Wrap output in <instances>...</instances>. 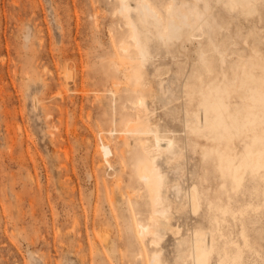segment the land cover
<instances>
[{
	"label": "rangeland",
	"instance_id": "rangeland-1",
	"mask_svg": "<svg viewBox=\"0 0 264 264\" xmlns=\"http://www.w3.org/2000/svg\"><path fill=\"white\" fill-rule=\"evenodd\" d=\"M114 1L0 0V264H152L140 255L144 246L132 217L137 205L131 209L118 190V181L122 186L130 182V168L121 170L119 133L106 130L122 126L121 110L137 111L130 102L121 108L127 92L116 101L105 75L117 32ZM215 8L233 22L232 32L225 30L221 38L231 36L230 41L238 27L247 32L256 26L264 34V18L249 20L228 15L220 5ZM153 44L156 55L147 69L151 86L159 88L157 69L176 68L177 58L159 48V42ZM171 83L177 90L176 81ZM147 104L155 108L153 119L161 131L176 135L175 148L184 147L181 118L172 113L176 102L158 94L155 100L148 97ZM102 141L112 144L113 166L101 159ZM170 155L165 151L158 163L168 184L163 191L175 202L184 198L189 183L201 182L204 165L209 171L205 184L216 185L212 165L191 146L185 172ZM94 210L109 229V243L101 240L100 228L93 232ZM248 221L264 254V216ZM193 223L208 224L204 210L195 215L188 208L175 211L173 224L182 231L169 230L162 242L167 264H181L179 256L187 248L181 241ZM145 248L150 253L148 240ZM254 257L247 264H264L261 256Z\"/></svg>",
	"mask_w": 264,
	"mask_h": 264
},
{
	"label": "bare ground",
	"instance_id": "bare-ground-1",
	"mask_svg": "<svg viewBox=\"0 0 264 264\" xmlns=\"http://www.w3.org/2000/svg\"><path fill=\"white\" fill-rule=\"evenodd\" d=\"M215 5L227 9L228 15L256 21L264 18V0L114 1L117 26L113 29L117 32L105 75L116 101L118 94L127 92L120 99L121 108L122 103L130 102L137 111L120 109L122 126L115 124L106 130L111 135L119 133L125 163L121 170L130 168L126 171L130 182L122 186L118 181V190L129 199L131 209L132 203L137 205L132 217L144 246L140 255L152 264H167L162 242L169 230L181 233V225H174L173 217L175 211L186 208L194 215L204 210L208 224L190 226L181 241L187 245L179 256L181 264H247L252 255L264 259L248 221L251 216H264V34L256 26L247 32L234 27L237 30L230 41L231 36L221 38L225 30L232 32L233 22ZM153 42L177 58L173 59L176 68L157 69L159 88L151 86L147 69L156 55ZM239 43L244 46L238 47ZM158 94L176 102L172 113L181 118L184 129L180 149L175 148L176 135L162 132L159 121L153 119L156 111L147 101ZM113 120H117L116 112ZM189 146L212 165L217 183L205 184L209 171L204 165L201 182L189 183L177 203L163 191L168 184L158 158L170 151V161L185 172ZM98 149L102 161L113 166L112 144L102 141ZM116 193L113 188L112 203ZM98 215L94 210L93 232L100 228L98 235L109 243V229ZM146 240L150 253H146Z\"/></svg>",
	"mask_w": 264,
	"mask_h": 264
}]
</instances>
